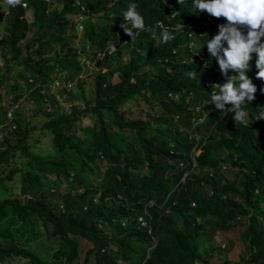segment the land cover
Instances as JSON below:
<instances>
[{"label":"trees","instance_id":"obj_1","mask_svg":"<svg viewBox=\"0 0 264 264\" xmlns=\"http://www.w3.org/2000/svg\"><path fill=\"white\" fill-rule=\"evenodd\" d=\"M23 1L30 4L33 21L26 20L23 6H9L0 39V86L8 83L17 63L18 80L11 88L17 92L18 81L36 87L38 107L22 125L14 108L23 95L5 105L0 97V264L17 258L24 259L19 264H80L85 244L82 264H219L212 260L216 251L226 256L223 264H230L231 246L218 241L239 226L246 228L251 255L237 264H264V120L245 125L234 122V113L213 111L211 141L202 147L200 167L182 182L191 168L180 165L196 146L192 136L204 130L195 124L213 107L217 77L191 61L197 55L189 43L197 44V52H208L205 42L219 31L212 26L215 33L204 38L188 25L210 15L194 8L191 16L193 0L182 5L178 0ZM131 3L146 29L156 30L155 38L134 29L132 42L124 33L123 13ZM171 9L179 12L174 19ZM158 22L174 37L167 43ZM178 23L183 30L172 29ZM82 35L88 42L79 48L75 41ZM109 42L117 46L111 54ZM80 53L90 61L101 57L106 68L96 78L92 97L80 80L85 65ZM37 55L47 57L36 60ZM208 64L219 68L210 54ZM71 82L81 94L68 108L59 95H70L71 101ZM140 102L148 109L141 107L144 116L125 108ZM10 110L14 114L8 120ZM250 110L255 118L256 109ZM40 118V125L33 124ZM83 120L91 125L85 127ZM36 130L51 137L45 145L49 151L33 154L34 148H44L33 137ZM20 159L28 162L20 164ZM225 165L236 173L225 176ZM18 175L20 194H15L6 183L16 184ZM150 201L156 205L149 207ZM144 207L151 213L152 234L139 228L137 216ZM25 236L45 237L56 248L51 254L31 251L27 247L34 245ZM154 239L157 247L149 253Z\"/></svg>","mask_w":264,"mask_h":264},{"label":"clouds","instance_id":"obj_2","mask_svg":"<svg viewBox=\"0 0 264 264\" xmlns=\"http://www.w3.org/2000/svg\"><path fill=\"white\" fill-rule=\"evenodd\" d=\"M165 1L168 2V0ZM185 1L178 0L180 5ZM5 2L11 7H26L22 4V0H5ZM190 8L191 16H193L194 8L200 13L206 12L210 15V19L203 17L206 20H203L199 25L192 24V22L188 25L192 30H199L201 37H211L210 33H215L212 26L219 28L218 34L205 42L208 52L206 50V52H197V44L194 41L189 43L190 50L197 55V58L191 59V61L196 62L197 67L202 70L211 68L217 77L211 92L210 103L213 107L206 109L204 115L197 119L198 124H195L196 126L202 125L204 130L196 131L192 136L196 140V146L191 152L190 160L186 164L180 165L182 169L191 168L182 178V182H185L191 173L197 172L200 167L197 160L203 152L202 147L208 146L211 141L208 118L213 111L220 110L221 114L225 116L228 113H234L232 117L234 122L245 125L257 121L261 124L264 120V111L260 109L264 97V0H193V7ZM171 10L173 11L171 16L174 19L179 15V12ZM123 19L124 23L121 24V27L124 33L131 37L132 42L135 41L137 34L133 32L134 29L138 32L150 31L153 38L156 37L154 28L146 29L144 17L137 11L135 3L127 6V10L123 13ZM156 27L162 29L161 39L164 43L174 38L169 29L164 27L163 22H158ZM172 29L181 31L184 29V25L178 23ZM192 35V33L189 34L190 37ZM108 50L111 54L117 50V46L109 42ZM209 54L218 62L219 68L214 69V66L208 64ZM253 54H256V57L253 58ZM189 76L195 78L196 72H190ZM250 106L256 109L255 118L251 116ZM227 169L228 166L225 165L223 170ZM211 173L214 172L211 171ZM258 192H260L259 189L256 190V193ZM155 205L154 201L148 203L149 207ZM166 213L170 214V211L168 210ZM147 218H151V213L144 207L143 212L141 210L137 216L139 228L146 229L149 234H152ZM121 225L127 227L129 222L121 220ZM157 244V240L154 239L148 252L153 251ZM222 246L225 248V245ZM118 264H124V262L118 261Z\"/></svg>","mask_w":264,"mask_h":264},{"label":"rangeland","instance_id":"obj_3","mask_svg":"<svg viewBox=\"0 0 264 264\" xmlns=\"http://www.w3.org/2000/svg\"><path fill=\"white\" fill-rule=\"evenodd\" d=\"M28 7L25 8L26 10V20H28L29 23H31L33 21V10L30 6V4H27ZM8 13H9V5L5 2V0H0V39L4 36L5 34V26H6V19L8 17ZM31 34H33V31L30 32V36ZM85 42H88L86 40L83 39V35L81 36V39L79 38L78 40L75 41V43L77 44V46L80 48L82 47ZM1 48V47H0ZM126 53V52H123ZM24 56V57H23ZM23 56L22 58H25V53L23 52ZM47 56L45 57H41V56H36V60H41V59H46ZM88 58V55H85L83 53H80V60L84 61V66H83V70L82 73L80 75V80L85 84V92L86 95L88 97H92L93 96V90L95 88V82H96V78L100 73H105L106 72V68H101L102 66V58L98 57V59L96 61H90ZM14 68L12 69L11 73L8 74V79H7V84L6 85H1L0 86V97L3 99V103L4 105L7 104V102H14V98L16 97V94H22L23 97L17 102V106L14 108L17 113V119L19 121L22 122V125H24V123L28 120H31V115L36 111V106H37V98H38V94L36 87L34 86H30V84H26L24 81H18L19 84V89L17 90V92L13 91L11 86L14 85L15 81L17 83V80H15V77H17L18 75V71L20 70V67L17 63H15V65L13 66ZM2 68V66L0 65V69ZM2 72V70H0ZM102 71V72H101ZM112 82L116 83L118 81V76L117 74L114 75L113 77H111ZM72 84V89H71V93H72V98L70 101V95L69 97L66 95H59L60 96V102L61 103H67L69 106L68 108H71V106L73 105V103L78 102L77 99L79 98L80 94H81V90H78V84L77 82H71ZM58 96V97H59ZM75 97L74 101L73 98ZM1 105V104H0ZM145 106V112H148V109H146V105L144 103L138 104V106L133 107V104H128L125 106L126 109H129L131 111H136L139 112L141 114V116H144L145 112L141 109V107ZM38 107V106H37ZM84 108V106H83ZM261 111H264V97L262 98V103L260 106ZM1 110V108H0ZM13 111H9V115H8V120L13 118ZM43 118L40 119H36L33 121V124H41L43 122ZM83 124L84 126H89L90 121L88 120H83ZM38 125V126H39ZM1 129H3L2 127H0V131ZM6 129H8V127H6ZM5 129V130H6ZM255 129V128H253ZM6 131H4L5 133ZM8 132V131H7ZM82 132V131H81ZM80 131L78 132V135L81 136L82 133ZM3 133V134H4ZM7 134V133H6ZM33 137L34 139H41L42 144H40V146L44 147L42 149H40V151H38L37 148L33 149V154H39V153H44L49 151V149H47L45 147L46 142H50L52 139L49 136V134H46V132L43 134L41 131L36 130L33 133ZM3 136V135H2ZM1 136V137H2ZM0 137V138H1ZM49 153H47L48 155ZM49 156V155H48ZM28 160L25 162L24 159H20L19 163H27ZM226 175L228 176L230 174H234L236 173L235 170H232L231 168L226 170ZM7 188H9L10 190H12L13 193L15 194H20V187H21V179L20 176H17V183L13 184V183H6ZM33 220H35V218H33ZM15 227H18V224H15ZM39 229L40 230H44L43 226L41 224H39ZM245 227L244 226H239L237 228H235L232 231L229 232H224L222 233V238L219 239L218 243L220 244H226V246L228 247L229 245L231 246V251L229 253V263L230 264H237L241 259L247 261L250 254V251L248 248L245 247V239H244V232H245ZM24 241L29 244L34 245L33 248L30 246H28L27 248L31 251H34L35 249H37V251H39L40 249L45 250V252H47V254H51L55 248L56 245L55 243H48L45 237H42L41 239H30L29 236H25ZM221 241V242H220ZM49 244H53V245H49ZM23 245V244H22ZM26 245V244H25ZM83 246V250H84V254L82 255V259L79 261L80 264H82L85 253L89 247L88 244L82 245ZM224 248V247H223ZM222 249V248H221ZM224 250V249H223ZM226 258V256L223 254H220L218 251L214 252L213 258L212 260L214 262H217L219 264H223L222 259ZM14 262L11 263L10 261L5 262L6 264H19V263H23L24 259H15L13 260ZM243 264V261L241 262ZM4 264V263H3ZM198 264H202V262H199Z\"/></svg>","mask_w":264,"mask_h":264},{"label":"built area","instance_id":"obj_4","mask_svg":"<svg viewBox=\"0 0 264 264\" xmlns=\"http://www.w3.org/2000/svg\"><path fill=\"white\" fill-rule=\"evenodd\" d=\"M22 4L26 5V7H27V3H25L23 0H22ZM23 7H24V6H23ZM26 7H24V8H26ZM80 30H82V27H80ZM56 85L58 86L59 84L56 83ZM69 87H71V85H70Z\"/></svg>","mask_w":264,"mask_h":264}]
</instances>
